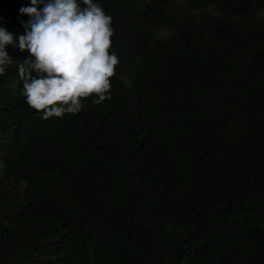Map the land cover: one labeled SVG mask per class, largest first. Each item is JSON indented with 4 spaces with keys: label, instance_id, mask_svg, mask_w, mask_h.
<instances>
[{
    "label": "trees",
    "instance_id": "16d2710c",
    "mask_svg": "<svg viewBox=\"0 0 264 264\" xmlns=\"http://www.w3.org/2000/svg\"><path fill=\"white\" fill-rule=\"evenodd\" d=\"M0 264H264V0H0Z\"/></svg>",
    "mask_w": 264,
    "mask_h": 264
}]
</instances>
